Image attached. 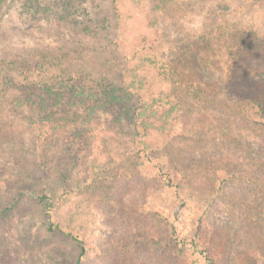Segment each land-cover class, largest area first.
<instances>
[{"label": "rangeland", "instance_id": "rangeland-1", "mask_svg": "<svg viewBox=\"0 0 264 264\" xmlns=\"http://www.w3.org/2000/svg\"><path fill=\"white\" fill-rule=\"evenodd\" d=\"M72 6L77 26L58 21L66 17L64 9L32 21L23 7L0 10V57L8 75L0 76V97L2 92L8 100L0 108V264H77L83 247L80 264H112L132 240L146 250L143 261L154 263L153 228L143 225L153 223L148 211L140 201L125 200L141 198L145 186L156 190V161H137L111 112L92 110L95 101L82 106L85 113L80 104L74 110L78 118L83 112L79 120L89 113V125L76 123L85 137L69 152L71 124H58L73 115L72 101L44 120L24 75L36 86L53 84L45 95L53 107L78 81L97 88L109 74L137 82L135 64L145 53L167 56L186 68L191 94H171L156 80L144 96L147 111H156L149 128L156 133L141 137L137 149L151 156L175 151L187 177L204 171L235 182L252 173L263 176L264 0H77ZM147 80L155 82L152 75ZM226 165L228 173L220 169ZM64 169L69 173L62 189ZM210 184H193L194 195H204ZM46 188L54 193L44 203L39 196ZM51 201L64 231L47 230ZM230 263L244 264L222 255L219 264ZM253 263L264 264V258Z\"/></svg>", "mask_w": 264, "mask_h": 264}, {"label": "trees", "instance_id": "trees-1", "mask_svg": "<svg viewBox=\"0 0 264 264\" xmlns=\"http://www.w3.org/2000/svg\"><path fill=\"white\" fill-rule=\"evenodd\" d=\"M76 1L49 0L47 3V0H0V10L4 7L7 9L17 6L23 7L22 13L24 16L26 15L25 18L32 21L38 18L41 13L46 16L56 15L64 9V14L67 15L57 18L58 21L62 20L66 23L70 20L73 26H77L79 22L73 19V14L70 12V8L72 9V5ZM4 63L5 61L0 57V76L3 75L8 78L6 71H2ZM135 66V68L138 67L136 77H139V80L137 82L135 78H131L129 82H118V77L113 75L108 77L109 74H104L98 79L97 88L86 84L81 85V81H78V84H72L69 92L62 94L60 101L53 107L49 102H46L47 98H45V95L52 91L53 84L49 85L47 82L45 85L36 86L31 78L28 79V75H24L26 91L33 99L35 110L43 112L44 120L50 121L51 118L49 117L55 112V108L63 109L68 101H72L73 115L65 117V120L58 124V127H67L71 124L69 127L72 129L68 137L72 142H68L65 147L69 152L75 151L77 143L82 142L85 137L83 136V128L76 123H82L85 128V125H89L86 124L89 113L84 116L87 117L84 118L85 122L79 120L83 119V112L85 113L86 108L83 107L89 106L92 101H95L92 110L100 109L111 112L115 128L128 135V146L131 147L132 145L134 148L135 156L133 157L137 161L140 159L150 161L151 158L156 161V176L153 179L156 182V190H148L147 186L142 187V185L143 196L141 198L127 196L125 200L126 203L140 201V205L146 207L150 221L153 223L150 225L147 219L143 225L145 229L147 226L153 228V234L150 235L153 245H155L156 260L154 263H151L150 260H147L148 262L143 261L141 256L146 253V250L138 246L135 247L136 241L132 240L134 245L123 250L121 260L112 262L113 259L111 258V263L176 264L180 260H190L191 264H219L222 255L225 254L232 260L239 258L244 264H254L253 262L258 261V258H264V175L258 176V174L252 173L238 182H235L228 174L223 176L216 173L212 176L205 171L203 174L194 175L195 177H187L188 175L185 174L178 160H176L175 151L163 149L159 150L156 156H151L147 150L137 149L136 145H140L141 137L156 133L149 130L155 125L151 122L154 120L151 117L156 116V111H147L149 101L144 99L145 94L148 93L147 90L156 84V80L167 86L171 94L175 92L176 94L190 95L191 91L188 85L184 84L187 80L184 70L186 68H181L167 56H156V52H147L142 56L140 64H135ZM149 75L153 76L155 82L152 81V83L147 80ZM169 97L170 94L166 103L169 102ZM7 102L6 96L1 92L0 108L7 105ZM79 104L83 109V112L79 113L80 118L74 114V110ZM153 105L156 106V101L155 103L152 102L150 106L154 107ZM40 108L44 110L40 111ZM130 127L133 130H130ZM44 128L45 126L40 129V133L44 134L47 127ZM167 136H170V133H167ZM212 167L214 166H210V168ZM220 169L227 173L230 171L227 165ZM61 172L63 177L60 180L62 182L61 188L65 189L64 182L69 170L64 169ZM208 183L211 184L204 195H194V185L206 189L204 187ZM81 187H84V184ZM85 187L87 188V184ZM48 189H45V194L39 196L44 203L52 198L51 195L54 193L53 189H51L52 192ZM123 198H121L122 201ZM114 200L112 198V201ZM55 204L54 201H51V204L47 206V230L52 232L55 230L64 231L63 223L54 210ZM223 246H226V249L224 251H222L223 249L219 250L220 247L224 248ZM128 249L130 250L128 251ZM84 252L85 248L83 247L77 264L82 262L81 256Z\"/></svg>", "mask_w": 264, "mask_h": 264}]
</instances>
